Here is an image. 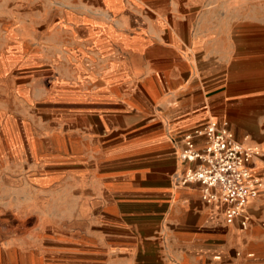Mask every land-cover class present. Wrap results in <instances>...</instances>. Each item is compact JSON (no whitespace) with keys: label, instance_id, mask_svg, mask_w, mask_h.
Returning a JSON list of instances; mask_svg holds the SVG:
<instances>
[{"label":"crops","instance_id":"1","mask_svg":"<svg viewBox=\"0 0 264 264\" xmlns=\"http://www.w3.org/2000/svg\"><path fill=\"white\" fill-rule=\"evenodd\" d=\"M212 3L0 0V98L17 106L0 108V264H264L257 234L243 247L239 218L226 225L224 203L179 181L184 137L228 127L238 90L264 84V34ZM45 98L60 111H25ZM229 127L243 144L264 136ZM40 196L43 237L4 226L24 207L34 218Z\"/></svg>","mask_w":264,"mask_h":264},{"label":"built area","instance_id":"2","mask_svg":"<svg viewBox=\"0 0 264 264\" xmlns=\"http://www.w3.org/2000/svg\"><path fill=\"white\" fill-rule=\"evenodd\" d=\"M195 136L205 138L199 149L193 141ZM261 155L258 146L243 144L236 140L226 124L211 120L184 137L179 158L193 166L183 171L179 181L200 184L204 201L225 204V224L231 225L239 218L238 226L244 230L250 218L242 214L243 209L262 186L260 176L250 164Z\"/></svg>","mask_w":264,"mask_h":264},{"label":"rangeland","instance_id":"3","mask_svg":"<svg viewBox=\"0 0 264 264\" xmlns=\"http://www.w3.org/2000/svg\"><path fill=\"white\" fill-rule=\"evenodd\" d=\"M212 2L213 3L210 4V6L215 9L217 15L222 14L229 17L238 16L243 17L244 19L250 18L253 22H255L254 26H252L253 30L258 34H264V0H212ZM261 51L262 50H260L259 53ZM54 85L55 84H37L40 90L52 94L51 96H53V94H55L57 91V89L55 90L56 86L54 87ZM237 96L241 99L239 100V102H237V104H235L238 105L236 106L237 109L229 113V123L231 122L232 124H234L238 128L237 130L241 129L248 132L253 131V128L257 124L261 129V133L264 134V84H248L238 90ZM49 102L50 101L48 100V98H45L44 100L35 102V104H30L28 106V109H26L25 111H35L38 113H51L60 111L57 108L59 107L58 103L53 104V102L51 101L52 104H50ZM1 107L7 111H15L17 108V106H15V104L12 105L11 101L6 97L0 98V108ZM226 122L229 127L228 119L226 120ZM230 130L237 138L235 131L231 128ZM246 135H250V132ZM251 138L254 141H264V136L263 138ZM254 141L250 142V145L258 146L260 149H262L261 146ZM23 187L19 188L18 191L23 190ZM31 202L32 201H29V203ZM23 203L24 205L27 204L26 202ZM50 203L52 204L51 213L53 215V208L57 207L60 202L57 200H52ZM43 204L44 198H42L41 196L35 198V207L33 213L34 218L30 217L31 214L28 216L25 215L27 210L24 207V211L19 212V214L21 215L18 214V217H15V219H11V216H8L6 219H4V226H8V224L9 227L18 226L19 235L21 236V238L26 239V236L28 234L27 227L33 225L35 226V237H43V228L46 224V218H44L43 216ZM254 210L258 211L256 214L251 216L248 228L243 232L237 230L238 232H240L241 239L238 237L236 239L238 241L240 239V243L243 247L246 246V239L250 234H252L251 231H253V234H257L259 238L262 239V242H260L259 244H264V196L255 197V199L251 201L249 211L253 213ZM9 211H7V213H9L10 215L16 213L14 211L10 213ZM55 218L57 219V215L53 216L51 219ZM239 252L240 256L246 253L241 249H239Z\"/></svg>","mask_w":264,"mask_h":264},{"label":"bare ground","instance_id":"4","mask_svg":"<svg viewBox=\"0 0 264 264\" xmlns=\"http://www.w3.org/2000/svg\"><path fill=\"white\" fill-rule=\"evenodd\" d=\"M262 187H263V183H262V186H261L260 190L262 189ZM260 190H259V191H260ZM257 196H258V194L256 195V197H257Z\"/></svg>","mask_w":264,"mask_h":264}]
</instances>
